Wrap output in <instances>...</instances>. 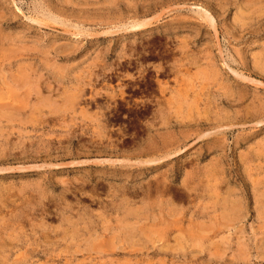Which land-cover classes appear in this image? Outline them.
<instances>
[{"label":"rangeland","instance_id":"1","mask_svg":"<svg viewBox=\"0 0 264 264\" xmlns=\"http://www.w3.org/2000/svg\"><path fill=\"white\" fill-rule=\"evenodd\" d=\"M0 264H264V0H0Z\"/></svg>","mask_w":264,"mask_h":264},{"label":"bare ground","instance_id":"2","mask_svg":"<svg viewBox=\"0 0 264 264\" xmlns=\"http://www.w3.org/2000/svg\"><path fill=\"white\" fill-rule=\"evenodd\" d=\"M40 21V20H39ZM143 25H145V24H143ZM139 27H140V25H138Z\"/></svg>","mask_w":264,"mask_h":264}]
</instances>
